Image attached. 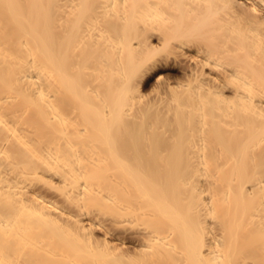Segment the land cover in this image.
Instances as JSON below:
<instances>
[{
    "label": "bare ground",
    "instance_id": "bare-ground-1",
    "mask_svg": "<svg viewBox=\"0 0 264 264\" xmlns=\"http://www.w3.org/2000/svg\"><path fill=\"white\" fill-rule=\"evenodd\" d=\"M0 264H264V0H0Z\"/></svg>",
    "mask_w": 264,
    "mask_h": 264
},
{
    "label": "rangeland",
    "instance_id": "rangeland-1",
    "mask_svg": "<svg viewBox=\"0 0 264 264\" xmlns=\"http://www.w3.org/2000/svg\"><path fill=\"white\" fill-rule=\"evenodd\" d=\"M167 73H169V74H174V76H176V75H175L176 73H175L174 70H173V71H172V70L166 71V74H167ZM177 76H179V75H177ZM153 84H154V83H153ZM153 84L150 83V85H151L152 87L154 86ZM151 86H150V87H151Z\"/></svg>",
    "mask_w": 264,
    "mask_h": 264
}]
</instances>
